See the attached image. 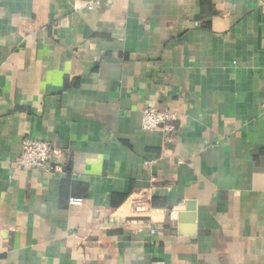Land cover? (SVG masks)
Here are the masks:
<instances>
[{
	"label": "crops",
	"instance_id": "0c3cea01",
	"mask_svg": "<svg viewBox=\"0 0 264 264\" xmlns=\"http://www.w3.org/2000/svg\"><path fill=\"white\" fill-rule=\"evenodd\" d=\"M0 264H264V0H0Z\"/></svg>",
	"mask_w": 264,
	"mask_h": 264
},
{
	"label": "built area",
	"instance_id": "2783aa9c",
	"mask_svg": "<svg viewBox=\"0 0 264 264\" xmlns=\"http://www.w3.org/2000/svg\"><path fill=\"white\" fill-rule=\"evenodd\" d=\"M93 8V5H90ZM178 117L170 111H161L153 106L143 109L142 128L144 130L163 129L167 133L177 130ZM62 151L51 141L26 137L22 141L17 157L18 168H41L47 174H59L66 171V163L61 160ZM71 204H81L82 198L71 197ZM130 207L135 216H145L150 211V202L142 195L131 198Z\"/></svg>",
	"mask_w": 264,
	"mask_h": 264
}]
</instances>
